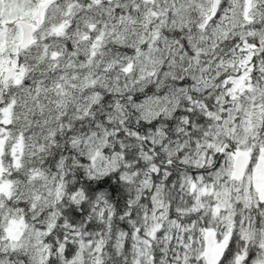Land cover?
<instances>
[{"label":"snow or ice","instance_id":"snow-or-ice-1","mask_svg":"<svg viewBox=\"0 0 264 264\" xmlns=\"http://www.w3.org/2000/svg\"><path fill=\"white\" fill-rule=\"evenodd\" d=\"M0 264H264V0H0Z\"/></svg>","mask_w":264,"mask_h":264}]
</instances>
